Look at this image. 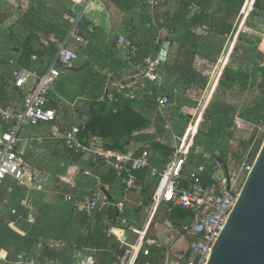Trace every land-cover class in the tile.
<instances>
[{
    "label": "built area",
    "instance_id": "2783aa9c",
    "mask_svg": "<svg viewBox=\"0 0 264 264\" xmlns=\"http://www.w3.org/2000/svg\"><path fill=\"white\" fill-rule=\"evenodd\" d=\"M101 0H81L79 8L72 7L70 11L64 12L63 19L68 22L69 28L64 38L51 37L57 48L55 56L50 60L42 74L27 68H15L10 85L17 89L22 95L19 103L6 102L0 92V190L5 189L8 193L16 191L15 185L20 188L38 189L41 187L38 182L39 171H29L27 164L19 155L18 147L22 141L21 130L34 124L52 122L57 118V111L51 105V93L63 74V70L72 68L80 57V51L85 37L82 33L81 24L83 17L92 10ZM256 0H245L241 14L250 15L254 11ZM167 0H146L149 7L147 12V25L158 30L155 42L160 43V25L163 19H159L156 8L165 4ZM247 5L248 9H247ZM197 6L192 3L189 10L195 11ZM206 29V26L203 27ZM174 32L171 33L173 35ZM1 36V35H0ZM119 47L124 49L130 57L136 56L141 49L140 42L135 43L125 35H119L117 39ZM166 52L161 46L156 53L148 54L139 64V71L133 75L136 83L144 86L145 81L154 83L158 87L163 84L161 77V66L164 61L162 54ZM34 60L38 57L34 56ZM11 64L15 60H10ZM220 77V74H218ZM32 78L34 80L31 82ZM212 90L211 92H213ZM178 89H173V96L168 93L155 96L154 102L161 112L168 111L175 105V98ZM113 98L112 95H109ZM203 113L197 119V113H192L191 120L187 125L183 136L178 137L180 144L174 145L169 156L158 165V155L153 153V146L150 141L140 146V151H115L107 150L97 139L89 144L79 138L80 127L73 125L63 135V142L66 149L78 154L91 162L103 161L106 166L117 172L124 185L125 194L133 189H140L144 185V178L153 182L151 186L152 209L162 205H170L169 210L181 208L189 213V218L183 221L176 229L177 240L186 237V245L176 247V243L169 246L161 261H154V264H207L213 247L224 230L233 209L236 206L246 178L251 172L254 160L251 161L252 149L249 148L242 158L241 163L234 167L228 160L227 170L216 160L206 165L199 162L193 165L191 156L200 149L195 144V138L199 134ZM242 119L236 117L235 127L242 125ZM231 139L230 142H234ZM258 155V154H257ZM223 172L221 178L219 172ZM145 173L141 178L140 173ZM243 183H240L241 177ZM64 200L73 203L76 211L82 215V228L86 235L93 228L100 209L114 208L120 216L111 217L105 214L104 221L108 224L105 229L106 237L118 235L124 238L123 230L131 227L130 221L124 213L122 202L110 200L103 190L90 194L78 196L67 193ZM9 199H5L7 204ZM33 199L29 196L21 199L22 207L28 209L27 218L34 222L38 210L32 206ZM12 214H19L18 209L13 208ZM113 227V228H112ZM143 235H139L134 247L123 244L119 249L123 253H115L118 264H135L139 255L151 256L150 243L141 244ZM0 261L4 264H68L66 261L57 258L44 256L41 253L21 252L13 257L7 258L0 254ZM144 264H152L146 261Z\"/></svg>",
    "mask_w": 264,
    "mask_h": 264
},
{
    "label": "trees",
    "instance_id": "16d2710c",
    "mask_svg": "<svg viewBox=\"0 0 264 264\" xmlns=\"http://www.w3.org/2000/svg\"><path fill=\"white\" fill-rule=\"evenodd\" d=\"M29 0V8L24 9L20 18L14 20L15 13H21L24 0H14L15 5L11 6L8 2L0 0V92L4 103L10 102L9 96L14 94V87L10 85L13 78V70L17 67H24L32 71L42 74L44 70L37 67L36 61L32 60L33 55H37L40 63H44L45 58L51 59L55 56L57 48L50 37L64 38L68 32L69 24L63 19L64 12L70 11V0ZM46 1V0H45ZM112 2L116 4L121 10L136 9L141 11L145 16L147 23V12L149 7L145 4L146 0H101ZM40 2V3H39ZM57 3V5L55 4ZM195 4L197 6L195 11L189 10V6ZM245 0H167L165 4L156 8V13L159 19H163L160 25L161 40L156 43V35L158 30L150 28L153 31L150 35L151 40H142L137 37L136 33L130 32L129 38L135 43L140 42V52L133 57L137 63H141L144 58L150 53L158 52L165 42L169 43V51L167 60L161 66V77L163 84L157 86L154 83L145 81L143 86L145 91L144 101L146 106H156L154 97L159 91L162 94L168 93L173 96V89L177 88L180 94L176 98L184 105L189 107H196L201 99V96L208 88L212 73L215 71L218 63V56L224 47V39L233 38L238 30L236 25V18L241 13ZM83 17L81 29L84 37L91 38L94 36L97 27L100 25L98 16ZM264 13V0H256L254 11L250 14L255 16ZM52 16V17H51ZM52 18L48 30H42V38L40 32L41 23L46 19ZM56 19V20H55ZM13 22V23H12ZM23 25L28 27L29 33L25 37H21L15 30L16 25ZM206 26V29L203 27ZM174 32L173 35L171 33ZM238 40L244 38V34H239ZM224 38V39H223ZM35 45L34 40L37 42ZM86 41V38H85ZM46 42L48 44H46ZM16 55L14 64L10 63V58ZM230 65L227 66L218 78V84L213 91V97L221 90L231 89L236 84L248 85L251 81V72L255 71L260 75V86L264 87V63L257 61L258 66L254 62H245L240 58L230 57ZM259 59V58H258ZM8 68L6 73L5 69ZM11 68V69H10ZM170 82V87L165 88L164 78ZM142 86V85H141ZM264 93V92H263ZM22 98L19 91L15 92ZM97 109L90 113V116L80 126L79 138L85 143L89 144L94 137H99L103 141V147L107 150L124 151L125 145L128 143L130 136L137 130H143L151 126L152 120L147 114L136 110L131 103H125L122 107L112 110H107V102L100 101L97 103ZM183 105V106H184ZM182 105H179L178 110L182 112ZM100 110H99V109ZM251 112L247 113L245 120L259 124L264 122V96L262 102L255 105ZM235 106L223 100H211L206 105L203 113V120L199 133H203L202 124L208 125L211 130H206L205 133L213 135L214 129L210 117L218 116L220 122L225 121L228 136L232 137L233 133L230 128L233 125L235 114ZM254 116H253V115ZM184 115V114H183ZM191 118V114L185 115ZM186 128V127H185ZM113 139L112 142H110ZM123 139H125L123 141ZM147 140V139H146ZM151 141L154 153L156 150L163 151L166 154L156 155L161 156L158 162L166 159L171 148H166L162 143L157 142L155 137L149 139ZM140 151V150H139ZM74 158H82V154L70 151ZM138 153V152H137ZM237 157L238 155L235 154ZM192 158V157H191ZM226 159V158H225ZM88 162L94 166L97 162ZM100 165L106 166L103 161H98ZM200 160H193L192 164H198ZM193 164V165H195ZM100 165L96 168L99 169ZM107 167V166H106ZM108 175L113 180L117 176L115 169L108 167L106 172L100 174V179L103 183H107ZM140 177L144 178L145 173H140ZM14 196L11 197L7 204L4 203L5 198L9 194L5 189L0 190V206L7 211L6 216L0 217V251H7V258L13 257L21 252L19 247V240L22 235L32 236V244L35 245L37 238H41V232L36 223H30L27 220L28 209L21 206L20 201L25 197V192L20 187H16ZM167 206V214L173 227L178 228L183 221L189 218V213L181 208H173L169 210L170 205ZM13 208L18 209L19 214H12ZM102 219V216H101ZM13 223V225H11ZM102 228L97 223L88 232L87 235L81 236L76 230L74 235H69L64 242L62 239L55 240L57 243H70L74 240L78 248L96 249L100 248ZM114 253H123V250L118 248V245L112 246ZM26 252H34L29 250ZM44 256L59 257V254L49 248L44 247L41 253ZM158 257L139 255L135 264H144L146 261H151L154 264ZM112 264H117L115 256L112 254ZM4 264V263H0Z\"/></svg>",
    "mask_w": 264,
    "mask_h": 264
},
{
    "label": "crops",
    "instance_id": "0c3cea01",
    "mask_svg": "<svg viewBox=\"0 0 264 264\" xmlns=\"http://www.w3.org/2000/svg\"><path fill=\"white\" fill-rule=\"evenodd\" d=\"M47 1L44 0L42 4L47 3ZM70 6L71 8H79L81 0H70ZM95 7L94 12L98 13L96 15L100 22L96 31L98 30L101 33L96 35L95 31L94 36L91 38L85 37L86 41L83 43L81 50L83 49L88 55V62H81L79 57L72 68L63 70L61 78L52 91L51 105L57 111L56 120L34 124L21 130L22 141L19 144L18 151L28 167L27 160L22 156L24 154L27 156L49 152L54 156L60 155L64 162V172L58 175L47 174L43 169L33 167V171H39L40 173L38 182L41 187L38 189L22 188L25 197L29 196L33 199L31 207L39 212L35 221L30 222L38 224L41 232V238L36 239L37 245L32 253H42L44 247L48 246L59 254L57 258L66 261L68 264H112V254H115L112 251L114 249L112 246L118 245L119 248V245L123 244L132 248L136 245L138 236L144 234L141 244L149 242L152 256L158 257L157 260L161 261L169 246L175 243L177 245L179 240H177L176 229L167 214V206L162 205L152 209L151 186L153 182L145 177L143 187L133 189L125 194L124 185L119 177L111 180L110 176L105 175L108 179L107 183L101 181L100 174L106 172L108 166H102L99 162L92 166L85 157L74 158L70 150L65 148L62 140L66 130L73 125L80 127L84 124L94 108L97 109V103L104 100L108 105L107 110L120 108L129 102L136 110L147 114L152 120L150 127L137 130L130 136L128 143L125 145L127 151L139 152L140 146L149 141V139L143 138L155 135L157 142L162 143L166 148L173 149L176 144V137L179 136L177 127L172 121L165 124L166 130L158 131V126L152 118L153 108L146 106L144 101L146 89L133 79V75L139 71L140 63L136 64V60L130 57L117 43L119 35L128 37L131 31L136 33L137 37L142 40H151L150 35L153 31L148 27L145 16L136 9L121 10L112 2L107 4L100 1ZM250 16L244 15L243 22H246ZM45 19L41 23L40 32H38L41 38L43 36L42 30H48V26L52 21L50 17H45ZM41 41L42 39L33 42L37 45ZM46 44L48 43L46 42ZM34 56L37 55H33L32 60L36 61L34 63L41 70H44L52 59L44 57V63H40L41 60L39 58L34 60ZM11 59L16 60L14 57ZM79 63L82 64L79 65ZM69 71H73V73L71 74ZM32 79L34 80V78ZM218 80L217 78L214 88H216ZM58 85H61L62 88H59ZM17 91V89L14 90V94L9 96L10 102L20 103L22 101V98L15 94ZM109 95H112L113 98H110ZM1 126L2 121L0 120V128ZM97 139H100L103 145V141L99 137H94L91 142ZM112 141L113 139L110 142ZM163 151L156 150L155 153L159 155L166 154ZM159 158L162 157L159 156ZM160 164L158 162V165ZM99 165L100 168L96 169ZM16 187L18 186L15 185ZM103 189H105V193L110 200L122 202L125 207L124 213L121 215L127 216L131 224L130 228L123 230L125 237L120 238L118 235L106 237L105 229L108 224L104 221L105 214H109L111 217L120 215L114 208L109 210L102 208L98 211L93 222V225L99 223L102 228L100 248L89 250L78 248L74 240H71L70 243H57L55 240L59 239L65 242L69 235H74L76 230L81 236L86 235L85 230L82 228V215L76 211L73 203L64 200L65 194L73 193L82 196ZM15 192L9 193L5 199L10 200ZM130 195L134 196V200L129 199ZM131 203H133L132 206ZM131 212L135 215V221L130 215ZM134 222H141L142 227L138 228L137 223ZM0 254L6 257L8 255L5 250H1ZM0 263L2 262L0 261Z\"/></svg>",
    "mask_w": 264,
    "mask_h": 264
},
{
    "label": "rangeland",
    "instance_id": "374dc122",
    "mask_svg": "<svg viewBox=\"0 0 264 264\" xmlns=\"http://www.w3.org/2000/svg\"><path fill=\"white\" fill-rule=\"evenodd\" d=\"M9 3V5L14 6L15 2L14 0H3ZM57 5V3H55ZM16 6V5H15ZM30 2L29 0H24L22 12L21 13H15L14 20L17 18H20V15L23 14L24 9L29 8ZM99 7H101L99 5ZM102 8V7H101ZM96 9L94 7L92 10L87 12L86 17L92 16L93 11ZM262 15L258 14L255 16H250L246 22H243V14L239 15L236 18V25H238L237 33L233 38L224 39V47L222 48L221 53L218 56V63L217 67L215 68V71L212 73V77L210 80V83L208 85V88L205 90L203 95L201 96V99L199 100V103L196 107H189L184 104H182L177 98H175V105H173L171 108L168 109L166 112H161L158 110L156 106H153L152 110V118L153 122L155 120L158 131L159 130H166L165 124L169 123V121H172L173 124L177 127V133L178 137L183 136V133L185 132V127L189 124L191 118L185 116L186 114L192 115V113H197V119H200V116L205 109L206 105L211 102V100H223L225 102H228L235 106V118L239 117L242 119V125L235 127V129L232 131V127L230 130L232 131L233 135L232 137L228 136L227 127H225V121L220 122L218 119V116L210 117L212 121V127L214 129L213 135L205 133L206 130H211V128H208V125L202 124V128L204 129L203 133H199L198 136L195 138V144L196 146L200 148H205L204 152H200L199 154L193 153L191 158V163L193 160H200L201 163H204L206 165H209L213 163L215 160L212 157V155L219 150L221 152V156L223 158H226V160L229 161V163L237 167L244 157L247 150L252 149V158L251 161L254 160L255 157H257V154L259 153L263 143H264V122H260L259 124H255L249 121H246L244 118L247 115V113L251 112L252 108L257 105L258 103L262 102L263 96H264V87L260 86V75L256 73L255 71L251 72V81L248 83V85L244 84H236L231 89L228 90H221L217 97H213L214 90V83L216 81V78L219 74V69L221 72L227 68V66L230 65V57L234 58H240L244 60L245 62H254L256 63V60L261 63H264V13H261ZM96 16V13H94ZM109 15V14H108ZM108 17V16H107ZM12 22V23H13ZM15 30L18 34H20L21 37H25L26 34L29 33L28 27L23 25H16ZM244 34V38L242 40H238L239 34ZM100 31H96V35L100 34ZM14 55L13 57L16 59ZM102 57V56H100ZM259 58V59H258ZM80 59L81 62H88V55L86 52L82 49L80 52ZM256 59V60H255ZM82 63H79L81 65ZM259 63H256L254 65L257 67ZM11 69V68H10ZM8 68L5 69L6 73L8 72ZM71 74L73 71H69ZM33 81V79L30 81ZM165 88H169L170 82L166 78H164ZM217 86V84H216ZM59 88H62L61 85H58ZM162 91V90H161ZM159 91L157 96H161L162 92ZM178 94H180V91L178 89ZM179 105H184L182 108V112L178 111L180 108H178ZM184 114V115H183ZM253 115V114H252ZM254 116V115H253ZM234 126V122L233 125ZM47 129V128H46ZM44 129V130H46ZM200 131V130H199ZM155 136L151 137H144L143 139H153ZM178 137H176V144H180ZM231 139H234V142H230ZM62 154V153H61ZM237 154L238 157L235 155ZM25 160H27V163L29 165L28 170L33 171V167H38L43 169L47 174L52 175H58L62 172H64V162L62 160V157L60 155L54 156L49 152H41L37 153L36 155H22ZM67 156V155H64ZM60 157V158H58ZM65 161V160H64ZM195 164V163H193ZM244 177L242 176L240 179V183H243ZM133 195L129 196V199L132 201L134 200ZM136 199V197H135ZM133 203L130 205L132 206ZM166 206V205H165ZM7 211H5L0 206V217L6 216ZM131 217L134 220V214L131 212ZM139 220V218H137ZM137 223V222H134ZM141 222L137 223V227L141 228ZM32 236L30 235H22L19 242V247L21 249V252L33 250L37 243L35 245L32 244ZM188 239L186 237L181 238L179 242L177 243L176 247L186 245ZM20 252V253H21Z\"/></svg>",
    "mask_w": 264,
    "mask_h": 264
},
{
    "label": "water",
    "instance_id": "95a60500",
    "mask_svg": "<svg viewBox=\"0 0 264 264\" xmlns=\"http://www.w3.org/2000/svg\"><path fill=\"white\" fill-rule=\"evenodd\" d=\"M163 47L165 62L169 43L165 42ZM204 151L200 148V152ZM212 157L227 170L219 150ZM222 175V171L218 173L219 178ZM207 264H264V143Z\"/></svg>",
    "mask_w": 264,
    "mask_h": 264
},
{
    "label": "bare ground",
    "instance_id": "6f19581e",
    "mask_svg": "<svg viewBox=\"0 0 264 264\" xmlns=\"http://www.w3.org/2000/svg\"><path fill=\"white\" fill-rule=\"evenodd\" d=\"M248 6H249V5H247V9H248ZM220 71H221V70H220ZM219 74H220V73H219ZM217 78H219V75H218V77H217ZM217 78H216V80H217ZM215 82H216V81H215Z\"/></svg>",
    "mask_w": 264,
    "mask_h": 264
},
{
    "label": "flooded vegetation",
    "instance_id": "af4514ba",
    "mask_svg": "<svg viewBox=\"0 0 264 264\" xmlns=\"http://www.w3.org/2000/svg\"><path fill=\"white\" fill-rule=\"evenodd\" d=\"M226 160V159H225Z\"/></svg>",
    "mask_w": 264,
    "mask_h": 264
}]
</instances>
